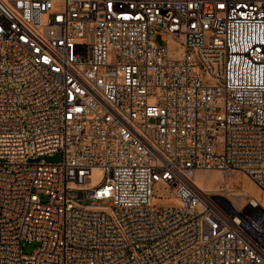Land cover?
<instances>
[{
	"label": "built area",
	"instance_id": "1",
	"mask_svg": "<svg viewBox=\"0 0 264 264\" xmlns=\"http://www.w3.org/2000/svg\"><path fill=\"white\" fill-rule=\"evenodd\" d=\"M208 170L264 193V0H0V264H264Z\"/></svg>",
	"mask_w": 264,
	"mask_h": 264
},
{
	"label": "rangeland",
	"instance_id": "2",
	"mask_svg": "<svg viewBox=\"0 0 264 264\" xmlns=\"http://www.w3.org/2000/svg\"><path fill=\"white\" fill-rule=\"evenodd\" d=\"M158 43L162 44L160 39H158ZM63 157H64L63 153H59L52 156L41 157L39 158V160L40 161L43 160L47 163H59L63 160ZM198 174H201V176L203 175L205 181L212 180V184L208 185L205 183L206 185L205 189L202 190L217 198L225 199L226 201H228L230 204L234 205L237 208H243L248 204V202L251 199L255 200L256 199L255 194L257 193L261 194V196L262 195L264 196L263 191L248 176H246L242 172L232 171L229 172L228 174L223 175L218 170H208V171H201ZM251 186H253V188H251ZM154 195L158 199H160L159 205L161 206L163 204H167L168 201L165 199L172 197L173 193L170 192L163 185L157 183L154 187ZM43 199L47 200V198H43ZM38 247L39 244L36 242L31 244H26L24 247V253L30 255L34 253L35 250L38 249Z\"/></svg>",
	"mask_w": 264,
	"mask_h": 264
},
{
	"label": "bare ground",
	"instance_id": "3",
	"mask_svg": "<svg viewBox=\"0 0 264 264\" xmlns=\"http://www.w3.org/2000/svg\"><path fill=\"white\" fill-rule=\"evenodd\" d=\"M95 174H96V176L97 177H100V172L99 171H96L95 172ZM204 174V173H203ZM205 174H207V173H205ZM206 180H207V178H206ZM195 182H196V185L200 188V189H205V183L206 184H212V180H209V181H205V179H204V177H203V175L201 176V174H197V176H196V179H195ZM226 182V181H225ZM217 183V182H216ZM207 188V187H206ZM251 188H253V186H251ZM240 192V191H239ZM235 196V195H234ZM238 196V195H237ZM243 196V195H242ZM239 197H240V195H239ZM255 197H256V201H257V203L260 205V206H262V208L264 209V196L262 195L261 196V194H255ZM234 198V197H233ZM245 199V198H244ZM219 200H221L226 206H227V208L229 207V208H233V206L234 205H232V204H230L228 201H226L225 199H223V198H220ZM156 202H158V200H156ZM246 202V201H245ZM167 203H177V201L176 200H174V199H172V200H169ZM239 204V203H238ZM237 204V205H238Z\"/></svg>",
	"mask_w": 264,
	"mask_h": 264
},
{
	"label": "snow or ice",
	"instance_id": "4",
	"mask_svg": "<svg viewBox=\"0 0 264 264\" xmlns=\"http://www.w3.org/2000/svg\"><path fill=\"white\" fill-rule=\"evenodd\" d=\"M223 6V5H222Z\"/></svg>",
	"mask_w": 264,
	"mask_h": 264
}]
</instances>
